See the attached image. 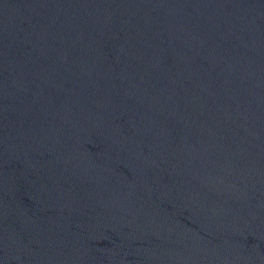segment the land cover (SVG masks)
Instances as JSON below:
<instances>
[{
	"label": "water",
	"instance_id": "water-1",
	"mask_svg": "<svg viewBox=\"0 0 264 264\" xmlns=\"http://www.w3.org/2000/svg\"><path fill=\"white\" fill-rule=\"evenodd\" d=\"M0 264H264V0H0Z\"/></svg>",
	"mask_w": 264,
	"mask_h": 264
}]
</instances>
